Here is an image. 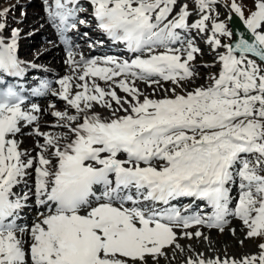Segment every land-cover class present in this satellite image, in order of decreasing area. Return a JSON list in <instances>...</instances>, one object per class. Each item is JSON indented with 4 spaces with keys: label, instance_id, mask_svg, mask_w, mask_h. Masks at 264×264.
Wrapping results in <instances>:
<instances>
[{
    "label": "snow or ice",
    "instance_id": "snow-or-ice-1",
    "mask_svg": "<svg viewBox=\"0 0 264 264\" xmlns=\"http://www.w3.org/2000/svg\"><path fill=\"white\" fill-rule=\"evenodd\" d=\"M218 2L196 0L190 23L184 0H43L70 69L50 93L66 106H48L56 133L41 130L45 109L26 102L27 70L40 66L20 58L22 29L0 8V264H159L167 250L185 251L181 239L211 243L201 229L224 232L228 217L257 251L195 253L184 264H264V0L247 16L231 0L246 30L236 40L213 17ZM80 26L122 54L76 51L73 36L104 44ZM191 30L206 34L219 65L203 84ZM25 134L32 150L21 147ZM181 199L190 203L177 207Z\"/></svg>",
    "mask_w": 264,
    "mask_h": 264
},
{
    "label": "rangeland",
    "instance_id": "rangeland-1",
    "mask_svg": "<svg viewBox=\"0 0 264 264\" xmlns=\"http://www.w3.org/2000/svg\"><path fill=\"white\" fill-rule=\"evenodd\" d=\"M14 1H16V2H24V1H27V0H14ZM189 1H191V0H189ZM239 1L244 2L245 4H249L251 7H253V0H239ZM30 2H31V0H30ZM187 4H188V7H189V11L192 13L191 20L199 19L198 18L199 15L197 14V6H194V5L190 4V3H187ZM12 5L13 6L22 5V3H14L13 2ZM213 8H214L213 17L215 18V13L218 12L219 13L218 19L226 22V19H227L228 15H229L228 9L225 6H223L221 3H219V2H218V4L213 5ZM29 9L30 10L33 9L32 6H29ZM14 13L15 12L10 11L11 15H14V16L18 15L17 13L16 14H14ZM247 15L248 14H246L245 16H247ZM16 18H18V17H16ZM17 21H19V20H17ZM210 24H211V21L208 22L209 31H208L207 35H211V25ZM24 25L25 24L23 23V25H21L19 27H23ZM26 29H28V28H25L24 30H26ZM196 35L200 36V34H198V33H196ZM205 37H206V34L201 36V39L198 38V41H196V42L194 41L195 42V46L201 47V45L203 43V39ZM193 39L196 40L195 38H193ZM228 41L229 40L227 38H223V40H222V42H224V43H227ZM200 50H201V52L198 53V55H196V56H198L196 58V60H198V61L195 60V63H196L195 65H196V67H198L197 71L199 73V75H198V77L196 78V81H195L196 84L206 83L207 82L206 78L208 77V75L211 74V73H216L218 71V68H219V67L213 66L214 65V60H215L214 59L215 54H213L211 46L209 44H208V46L207 45H205V46L202 45V48H200ZM205 65H207V67H205ZM165 86L167 87V85H165ZM57 109H59L58 105H57ZM230 229H235L236 230V234L232 235V233L230 232ZM203 233H204L205 236L210 238L211 243H209V240H204V239H193V240L181 239L179 242L187 251H189L188 250L189 246L191 247L194 244H196L198 246H201L200 250L203 249L202 247H206V248H209L212 251H214L216 254H218L222 250H225L226 247L229 248L231 246V248H232V246H234V245L237 246V247H240V248L237 249V252H233L234 255H236V256H239L241 254V252H246L247 251L246 253H248V252H251V253L254 252L255 253L257 251L256 245H257V243H259V241L244 239L243 226H242L241 222H239L238 220L237 221L234 220L233 223H231L228 226V228H225L224 232H218V231L217 232H215V231L214 232H210V231H208V232H203ZM218 239H221V241H222V239H224V242L222 244H219L218 242H216V240H218ZM242 239H244V243H245V241H248L246 243V246H244L245 244L241 245L239 243V241L242 240ZM187 247H188V249H187ZM167 251L169 252L171 250H167ZM189 252L192 253V251H189ZM202 252H204V250H202ZM182 254L184 255V253H182ZM187 257H188V254H186L184 257L180 256L179 259H176V260L172 261V263L173 264L178 263L180 261H183Z\"/></svg>",
    "mask_w": 264,
    "mask_h": 264
},
{
    "label": "bare ground",
    "instance_id": "bare-ground-1",
    "mask_svg": "<svg viewBox=\"0 0 264 264\" xmlns=\"http://www.w3.org/2000/svg\"><path fill=\"white\" fill-rule=\"evenodd\" d=\"M13 4V0H0V8H3V7H9L10 8V10H16L17 8H19L20 10H21V14H24V15H21V17H18V18H16L17 20H19L20 22H21V24H25L23 27H19L18 25H16V27H19V28H21L22 29V32L23 31H25L24 29L25 28H29V27H31L32 25H29V24H27V20L26 19H28L30 16H32V15H36V16H39V13L37 12V11H29V10H27L26 9V6L27 5H25V4H22V5H15V6H13L12 4ZM37 4V0H31V2L29 3V5H33V6H35ZM191 6V5H190ZM197 6V5H196ZM192 8V7H191ZM190 8V9H191ZM19 9H17V10H19ZM192 17V16H191ZM195 18V17H194ZM199 18V17H198ZM15 19V20H16ZM196 19V18H195ZM15 21V22H19V21ZM194 20V19H193ZM211 25V24H210ZM34 36H35V34H34ZM203 38V37H202ZM204 40V39H203ZM208 46V45H207ZM44 47H42V49H43ZM34 56H36L35 57V60H37V61H43V60H48V62L47 63H50L52 60H55L54 62H53V65L55 66L54 68H53V70H54V72L55 73H60V71H62L63 73H64V71H65V67L63 66V64H62V62L60 61V60H58V61H56L57 60V57H56V55H55V49H51V50H48V48H46L45 50H43V52H36L35 53V55ZM201 56V55H200ZM34 58V57H33ZM50 60V61H49ZM196 61H198V60H196ZM196 64V63H195ZM199 66V65H198ZM197 68V70H198V67H196ZM141 89H143V90H145L146 92H151L150 91V89H148L146 86H139ZM117 91H119V90H117ZM120 94V93H119ZM120 95H124L123 93L122 94H120ZM64 105H65V103H64ZM46 105H44V106H42V109H46ZM59 107V106H58ZM66 107V106H65ZM65 107H62L63 109H65ZM48 109V108H47ZM97 111H100L101 113H102V115H107V112H105V111H103L102 109H99V108H97ZM43 120H45L46 121V119L47 120H52L53 119V117L52 116H50L49 114H48V111H47V113H46V115L45 116H43V117H41ZM46 122H49V123H54V121H46ZM43 131H47V132H53V133H56V132H60V131H63V129H61V128H47V127H44L43 129H42ZM41 142H42V139H41ZM25 146L24 147H26L27 149H33L34 148V138L33 137H31V136H29L26 140H25ZM229 226V225H228ZM228 228V227H227ZM220 232V231H219ZM216 242H218L219 244H222L223 242H224V239H222V241H221V239H218V240H216ZM248 241H245V245L244 246H246V243H247ZM191 248L192 249H194L196 252H189V251H187L186 249H185V251L183 252L184 253V255L182 254V253H180V252H176V253H173L172 251H169L168 252V259H165L164 257H161L160 258V262H159V264H173L172 263V261H174V260H176V259H179L180 258V256H185L186 254H188V257L189 256H193L195 253H204V255L206 256V257H215V256H223L225 253H227L228 255H234V253L233 252H237V249L238 248H240V247H237V246H232V248H231V246L228 248V247H226V249L225 250H222L221 252H219L218 254H216L214 251H212L211 249H209V248H206V247H202L203 249L202 250H204V252H202V250H200L201 249V246H198V245H196V244H194V245H192L191 246ZM187 249H188V247H187ZM230 249V250H229ZM247 252V251H246ZM246 252H241V254H245ZM194 253V254H193ZM248 253H251V252H248ZM253 253V252H252ZM240 254V255H241ZM187 257V258H188ZM185 260V259H184Z\"/></svg>",
    "mask_w": 264,
    "mask_h": 264
},
{
    "label": "water",
    "instance_id": "water-1",
    "mask_svg": "<svg viewBox=\"0 0 264 264\" xmlns=\"http://www.w3.org/2000/svg\"><path fill=\"white\" fill-rule=\"evenodd\" d=\"M229 25L231 30L234 31L233 40H236L238 38L239 33L246 32L245 28L237 18L231 17V19H229Z\"/></svg>",
    "mask_w": 264,
    "mask_h": 264
}]
</instances>
